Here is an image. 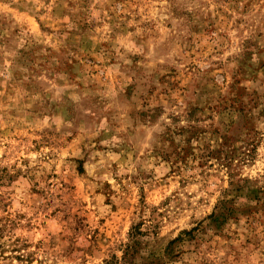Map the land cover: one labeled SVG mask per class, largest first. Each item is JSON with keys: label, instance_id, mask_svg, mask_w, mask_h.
Instances as JSON below:
<instances>
[{"label": "rangeland", "instance_id": "rangeland-1", "mask_svg": "<svg viewBox=\"0 0 264 264\" xmlns=\"http://www.w3.org/2000/svg\"><path fill=\"white\" fill-rule=\"evenodd\" d=\"M0 264H264V0H0Z\"/></svg>", "mask_w": 264, "mask_h": 264}, {"label": "trees", "instance_id": "trees-1", "mask_svg": "<svg viewBox=\"0 0 264 264\" xmlns=\"http://www.w3.org/2000/svg\"><path fill=\"white\" fill-rule=\"evenodd\" d=\"M134 231V230H133ZM131 232V238H134V236L138 235L139 234V231L138 230H135L134 232ZM132 241V240H131ZM134 242V240H133ZM128 248H131L130 244L129 245H126L125 249L127 250ZM127 253V252H125Z\"/></svg>", "mask_w": 264, "mask_h": 264}]
</instances>
